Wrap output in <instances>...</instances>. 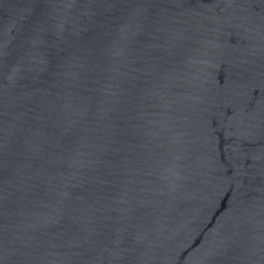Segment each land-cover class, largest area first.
<instances>
[{"label":"water","instance_id":"1","mask_svg":"<svg viewBox=\"0 0 264 264\" xmlns=\"http://www.w3.org/2000/svg\"><path fill=\"white\" fill-rule=\"evenodd\" d=\"M0 264H264V0H0Z\"/></svg>","mask_w":264,"mask_h":264}]
</instances>
